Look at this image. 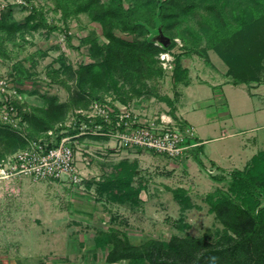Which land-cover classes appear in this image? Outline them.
I'll return each mask as SVG.
<instances>
[{"label": "rangeland", "instance_id": "obj_1", "mask_svg": "<svg viewBox=\"0 0 264 264\" xmlns=\"http://www.w3.org/2000/svg\"><path fill=\"white\" fill-rule=\"evenodd\" d=\"M13 1L0 0V17L11 10L12 17L23 22L30 7ZM29 2L43 12L46 23L54 29L40 27L5 42L0 48V76L16 81L21 104L42 105L44 94L66 101L68 93L57 83L59 78H66L58 69L60 57L74 66L90 61L84 39L94 36L103 41L100 27L84 13L62 23L54 0ZM197 20L198 14L194 13L189 15L188 23L198 28ZM186 24L183 22L182 27ZM174 40V47L168 50L169 58L181 55L191 84L182 88L175 84L172 67L163 68V75L149 84L178 104V115L203 139L200 157L205 165L196 161L199 153L191 152L196 151L193 148L171 160L142 148L114 152L104 137H77L72 143L81 182L23 178L16 197L4 196L0 189V264H129L104 261L106 249L95 240L110 226L126 232L134 244L148 238L167 240L173 234L208 233L214 240L224 233L209 210L206 196L219 188L227 190L230 171L243 169L244 161L264 148V98L250 94L253 87L248 84L226 82L223 74L227 65L213 49L207 51L210 63L206 64L201 57L186 52L180 38ZM199 46L205 47L206 41L202 39ZM15 61L30 68L29 78L13 77ZM201 80L207 82H197ZM217 96L222 102L216 100ZM130 103L140 114L173 113L175 121L181 122L176 108L172 110L155 97L144 95ZM73 120L74 112L70 111L65 124ZM211 161L221 169L211 165ZM121 162L126 168L120 167ZM118 176L123 178L122 183L115 179ZM175 190L179 196L189 198L190 207L178 201ZM260 202L264 205V194Z\"/></svg>", "mask_w": 264, "mask_h": 264}, {"label": "trees", "instance_id": "obj_2", "mask_svg": "<svg viewBox=\"0 0 264 264\" xmlns=\"http://www.w3.org/2000/svg\"><path fill=\"white\" fill-rule=\"evenodd\" d=\"M29 2V0H27ZM60 20L86 14L99 25L103 41L84 39L88 62L75 66L61 60L58 69L66 75L59 83L68 93L66 101L56 95H42V105H24L15 101L22 129L0 122V160L25 148L30 140L49 130L57 138L75 130L66 126L67 114L87 109L94 100L113 97L127 103L144 95L165 102L172 110L175 104L159 94L149 81L163 75L159 54L175 45V37L184 49L210 63L207 51L213 49L227 65L226 75L232 84L259 82L264 72V0H54ZM23 22L12 17V11L0 17V48L26 31L40 27L54 29L46 23L43 12L30 3ZM198 14V28L189 24V15ZM187 22L185 27L182 23ZM65 32V37L69 36ZM121 34L131 35L128 39ZM204 39L205 47L199 42ZM181 55L172 60V80L188 83V69ZM13 77L27 79L30 68L20 61L13 63ZM58 70V71H59ZM71 81L69 83L68 81ZM172 118L176 116L172 113ZM177 121V120H176ZM183 120L179 124H185ZM66 132L59 133V130ZM100 139L99 136H91ZM106 139V138H104ZM201 143L194 147L199 153ZM196 161L202 164L196 155ZM120 167L126 168L121 162ZM227 190L208 193L210 212L223 226L224 233L211 239L201 236L170 235L167 240L148 238L134 244L123 230L110 226L95 242L106 249L104 261L129 264H264V148L257 151L243 169L230 171ZM214 179H218L213 177ZM123 181L122 177H116ZM176 192V190H175ZM175 197L190 207L187 196ZM46 264V263H41Z\"/></svg>", "mask_w": 264, "mask_h": 264}, {"label": "built area", "instance_id": "obj_3", "mask_svg": "<svg viewBox=\"0 0 264 264\" xmlns=\"http://www.w3.org/2000/svg\"><path fill=\"white\" fill-rule=\"evenodd\" d=\"M13 2L31 7L27 0ZM159 60L164 69L172 66L168 51L161 52ZM15 86L16 81L12 77L0 76V122L22 129L21 117L14 105L20 100ZM75 113L80 117L66 125L75 130L72 134L57 138L56 133L49 130L45 135L30 140L25 148L0 160V189L4 196H18L23 178L72 184L81 182L72 142L82 135L107 138L114 152L142 148L171 160L186 155L200 144L191 124L181 125L163 113L152 116L140 114L130 102L123 103L113 97L94 100L87 109H79ZM66 131L61 129L59 133Z\"/></svg>", "mask_w": 264, "mask_h": 264}, {"label": "crops", "instance_id": "obj_4", "mask_svg": "<svg viewBox=\"0 0 264 264\" xmlns=\"http://www.w3.org/2000/svg\"><path fill=\"white\" fill-rule=\"evenodd\" d=\"M181 64H182V66L183 67H186L183 63H182V61H181ZM263 64H264V62H263ZM187 68V67H186ZM188 69V68H187ZM225 77H226V82H229V83H231L230 82V79H229V77L226 75V74H223ZM191 82H192V78H191V76H190V74H189V70H188V83L186 84V85H183V84H180L181 85V88L182 87H188L190 84H191ZM197 82H204V83H206L207 81L206 80H201V81H197ZM232 84V83H231ZM241 84H246V83H241ZM233 85H240V84H233ZM248 85H250L251 87H253V91L252 92H250V94H252V95H258L259 96V98H261V99H263L264 98V89L263 90H261V88L262 87H264V72L261 74V76H260V81L259 82H251V83H249ZM213 87H215V86H213ZM181 95H182V93H181ZM217 95V94H216ZM181 97V96H180ZM217 98L218 99H216L217 101H219V102H222V99H220L218 96H217ZM215 100V101H216ZM224 100V99H223ZM175 108H176V115H178V112H177V110H178V104L176 103L175 104ZM261 108H264V106H262ZM254 110H256V109H254ZM247 112H250V111H247ZM178 118L179 119H181V120H183L184 122H186V123H188V124H190L186 119H183L182 118V116H180V115H178ZM253 129V128H252ZM197 137V140L199 141V143H201V142H203V139H201L200 137H198V136H196ZM253 144L256 142V138L253 136V138H252V141H251ZM202 149H203V144H201V147H200V150H199V158H200V160L202 161V163L205 165V163L203 162V160L201 159V157H200V154L202 153ZM263 149V148H262ZM261 150V149H260ZM129 151V150H128ZM259 151V150H258ZM121 152H125L124 150H122ZM127 152V151H126ZM190 152V151H189ZM118 153V152H117ZM256 153V152H255ZM255 153H253V154H251L250 155V157L248 158V159H246L244 162V165H246V163L250 160V158L255 154ZM228 155L230 156V154L228 153ZM210 164L212 165H214V167H217V168H220L221 169V167L220 166H218V165H216V163L214 162V161H211L210 162ZM243 165V166H244ZM235 169H238V168H235ZM59 181V180H58ZM64 184H66V183H64Z\"/></svg>", "mask_w": 264, "mask_h": 264}]
</instances>
